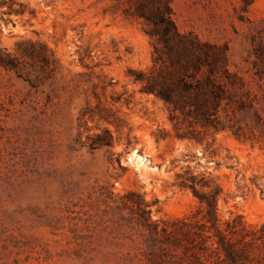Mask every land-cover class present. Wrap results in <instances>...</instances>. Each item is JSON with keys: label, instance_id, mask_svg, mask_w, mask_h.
<instances>
[{"label": "rangeland", "instance_id": "obj_1", "mask_svg": "<svg viewBox=\"0 0 264 264\" xmlns=\"http://www.w3.org/2000/svg\"><path fill=\"white\" fill-rule=\"evenodd\" d=\"M13 1L0 0V48L17 65L0 64V264H228L215 232L190 239L203 218L176 185L186 172L222 189L219 228L248 251L241 264H264V0L171 2L180 32L227 48L250 91L253 109L221 112L236 127L217 131L172 121L146 91L162 69L138 0Z\"/></svg>", "mask_w": 264, "mask_h": 264}, {"label": "trees", "instance_id": "obj_2", "mask_svg": "<svg viewBox=\"0 0 264 264\" xmlns=\"http://www.w3.org/2000/svg\"><path fill=\"white\" fill-rule=\"evenodd\" d=\"M13 1V0H10ZM251 3V0H244ZM172 0H138L134 7V16L144 19L149 25V35L156 39L155 65L162 69L159 78L149 80L146 91L164 100L171 108V120L178 119V112L195 124L206 129H231L236 125L227 126L221 118L233 121L236 113H248L253 109L245 99L249 98L250 91L245 80L238 73L232 72L228 66L227 48L201 41L192 33L184 34L178 29L173 18ZM12 5L15 2H11ZM0 3V5H4ZM256 60L254 67L264 63L262 45L254 48ZM0 64L10 68H17L16 59L0 48ZM259 80H264V71L255 73ZM232 115V116H231ZM238 128L235 133L240 132ZM192 136V135H191ZM110 145L109 141L103 143ZM176 185L182 189L191 190L200 204L199 215H202L203 224L196 230L188 231L190 239L199 238L202 241H212L215 232L218 238L215 251L225 256L224 262L228 264H241L248 258L246 249L229 239L219 228V199L222 189L212 185L206 177H198L190 172L178 174ZM130 196H137L131 192ZM134 207L144 220L148 229L155 236L161 235V230L147 214H151L149 204L143 199L133 201ZM185 224V222H182ZM237 224L231 227L232 235L236 234ZM264 229V228H263ZM164 231V229H163ZM256 240L264 243V230ZM165 232V231H164ZM165 235V234H164ZM214 245V243H213ZM203 250L212 249L201 247ZM199 259V258H198Z\"/></svg>", "mask_w": 264, "mask_h": 264}]
</instances>
